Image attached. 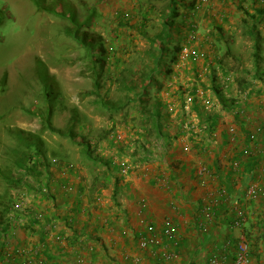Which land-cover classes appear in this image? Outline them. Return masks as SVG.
I'll return each instance as SVG.
<instances>
[{"label": "crops", "instance_id": "obj_1", "mask_svg": "<svg viewBox=\"0 0 264 264\" xmlns=\"http://www.w3.org/2000/svg\"><path fill=\"white\" fill-rule=\"evenodd\" d=\"M166 1L133 0V11L152 15L160 8L155 4ZM177 1L182 17L198 23L200 38H224L210 45L209 56L218 59L223 45L224 55H233L250 76H232L223 94L198 95L197 104V97L179 93L184 102L191 97L182 129L169 139V124L160 119L161 137L140 130L145 134L133 141L132 169L121 174L119 161L113 163L107 183H94L97 175L84 161L76 169L46 158L48 171L37 170L36 188L17 191L5 215L10 225L0 234V264H210L214 255L230 261L242 233L248 264H264V196L247 194L253 184L264 187V0H203L200 8L189 7L199 0ZM231 48L242 49L247 62ZM238 210L244 220L236 226ZM167 223L175 228L169 240ZM150 234L161 243L141 248L140 239ZM164 249L175 256L165 259Z\"/></svg>", "mask_w": 264, "mask_h": 264}, {"label": "rangeland", "instance_id": "obj_2", "mask_svg": "<svg viewBox=\"0 0 264 264\" xmlns=\"http://www.w3.org/2000/svg\"><path fill=\"white\" fill-rule=\"evenodd\" d=\"M164 4L157 2L155 5ZM141 14L133 11V0H0V209L7 201L14 200L17 191L28 185L36 188L39 182L36 173L20 168V163H27L29 157L35 159L42 152L51 159L50 163L55 165L56 159L64 160L71 164L67 165L69 168L76 169L82 167L80 163L84 161L83 165L92 171L91 176L98 175V181L102 180L99 174H111L110 171L115 169L113 163L118 164V161H126L129 171L134 165L133 141L145 134L139 133L145 123L146 116L141 115L144 111L159 103L161 119L169 124L166 133L169 139H173L177 128L182 129L184 125V105H191V100L184 102L183 94L180 97L179 93L197 97L196 103L198 95L213 98L212 93L222 91L223 94L229 89L227 86L231 84L232 76L235 78L237 74L242 79L250 76L249 68L234 63L235 60L230 58L233 55H224L226 49L223 45L216 54L218 59L209 56L207 51L211 46L222 44L224 38L208 35L207 40L199 37L197 41H191L189 31L185 29L187 23L183 27L177 20L174 43L182 48L175 60L166 62L167 72L156 75L160 88L150 90L141 103L144 108L135 110L133 103L136 101L125 102L127 97L134 96L133 86L129 87V84L134 81L138 85L140 73L145 66L152 64V60L143 54L149 44L135 29L143 22ZM150 17L147 15L148 19ZM133 23L132 30L130 25ZM150 27L157 29V25ZM75 32L104 38L105 64L100 72L102 78L98 92L93 85V70L89 67L87 51L72 38L71 34ZM231 49L234 56L247 62L242 49ZM190 50L198 53L197 61L186 56ZM190 63L194 67L187 66ZM193 84L200 85L193 88ZM80 94H85L84 98L79 99ZM99 95L115 101L118 107L106 111L91 104ZM75 105L78 106L79 115L75 114L80 122L73 125V129L81 132L77 128L82 120L85 124L83 135L91 143L99 138L100 142L93 148L94 156L98 158L96 162L92 163L81 155L79 146L68 141L63 134L43 129V122L49 121L67 133ZM111 157L115 162L110 163ZM106 161L110 163L108 169ZM40 168L44 176L48 167ZM9 174L25 176L26 181L11 185L5 178Z\"/></svg>", "mask_w": 264, "mask_h": 264}, {"label": "trees", "instance_id": "obj_3", "mask_svg": "<svg viewBox=\"0 0 264 264\" xmlns=\"http://www.w3.org/2000/svg\"><path fill=\"white\" fill-rule=\"evenodd\" d=\"M181 4L182 2H178L177 0H167L165 4L160 6V8L156 12H152V15H149L147 13L143 14V22L141 21L138 27H135V29L139 31V34L143 36L149 44V48H147L146 51H143V54L147 57L148 60H152V64L145 66V70L140 73V80L138 82V85H135L134 81L129 84V87L133 86L134 96L127 97L125 102L130 103L132 100L136 101L138 104L133 103V108L135 110L138 109L139 111H141V109L144 108V106L141 105V103L144 102L143 98L148 95L150 90H153L152 88H156L157 86L159 87V78L156 77V75L160 76L163 75L164 71L167 72L165 70L166 62H169L173 59L175 60L176 54L179 52L180 48H182L180 47L181 45L174 43V33L176 31L177 26L176 21L179 20L183 27L185 21L187 23V27L185 29L188 31L191 30V22L188 23L189 21H187L185 17H182V12L179 10V6ZM189 7L195 8V4L191 3ZM147 15L151 16L150 19L147 18ZM148 20H150L149 24ZM154 25H157V29H154V27H150ZM130 26L133 30L135 24ZM71 35L72 38L76 39L80 46L85 47L87 51L86 55L88 57L89 67H91V69L93 70V85L95 87L96 92H98V90L101 88L100 81L102 77L100 72L105 64V57L103 55L106 51V48L103 45L104 38L102 37V35L96 36L95 34H88L87 32H83L82 34H77L75 32ZM170 49L171 56L168 55V51ZM85 94L87 95L88 93ZM85 94H80L79 99L84 98ZM220 96L219 100L223 102L224 106H226L227 100L224 101V99ZM125 102H123L122 104H125ZM90 103L94 104L96 107L100 106V108L102 107L106 109V111H110L118 107L115 101L105 98L103 99L100 95L99 98L93 99ZM77 108L78 106L75 105L71 111L70 125H68L69 129L67 133H63L60 128L52 126L49 121L43 122V129L50 130L51 132L60 135L63 134L62 136L68 138V141L79 146V152L81 155H83L87 160H90L93 163L94 161L96 162L98 160V158L94 156L93 148H95V146L100 141L98 140L99 138H97L93 140V143H91L89 138L83 135V126L85 124L82 120V123H80L77 128L78 130H81V132H77L73 129V125L80 122V118L77 117L75 114L77 113L79 115V110ZM154 108L144 111V114H141L142 116L147 117H145L143 130L145 133L148 131L149 134H151L152 132H156V136L161 137L162 134L159 126L161 113L159 109V103H157ZM107 134H109L108 131ZM28 160L29 161L27 163L26 161L24 163H20V166H22L20 168H24L26 171L28 169L29 171L35 174L41 166L48 167L46 155L42 152L40 156L34 159V161L33 157H29ZM56 162L59 163L57 159ZM105 163L107 164L108 169L110 163L109 161H106ZM102 174V180L99 181H104V183H107L111 178V174L105 172H102ZM97 176H95L93 180L94 183H96L95 181H98ZM5 178L9 180L11 185H13V183L17 185L18 183L23 182L24 180V177L21 175L15 177L9 174L5 176ZM115 178L116 180L118 179L117 176ZM12 201H7L6 206H3L4 208L0 209V234L9 228V217L6 218L5 215L7 212L10 211Z\"/></svg>", "mask_w": 264, "mask_h": 264}, {"label": "built area", "instance_id": "obj_4", "mask_svg": "<svg viewBox=\"0 0 264 264\" xmlns=\"http://www.w3.org/2000/svg\"><path fill=\"white\" fill-rule=\"evenodd\" d=\"M199 2L201 5L203 0H199L195 4L196 8H199V5H198ZM190 25H191V30H189V34H188L189 37L188 38L191 41H195V40L197 41L199 38L198 27H197L196 23H194V22H191ZM184 50H187V49L184 47ZM186 56H190L193 61H197V59H198V53L196 51L194 52V51L190 50V52L187 53ZM262 82L264 83V77H263ZM251 89H252L251 87L244 89L242 91V96L246 97ZM187 100H191V98L189 97ZM203 104L210 106L211 105L210 99L205 98L203 100ZM250 138L255 139V134L254 133L251 134ZM54 162H56V160ZM119 164H120L121 174L127 173L129 166L126 164V161H123V160L119 161ZM70 165L71 164H69L68 166H70ZM247 194L250 196H254L256 194L264 196V187H261L259 184H253L250 187H248ZM19 206H20L19 204H15L14 208L17 209V208H19ZM237 215H238V218L234 224L236 226H239L241 224V222L244 220V213L241 210H238ZM163 235L166 237V239H168V240L171 239L175 235V228L171 224L167 223V225L164 228ZM160 243H161V237H158L154 234H150V235L140 239L139 246L141 248H146L149 246H157ZM228 245H229V243L227 242L226 245H224L223 249H227ZM234 245H235L234 246V248H235L234 249V256L230 261H227L225 259H222V258L214 255L210 259V264H248L250 262V245H249V242H248L246 235L243 233L240 234L237 237V240L234 242ZM163 256L165 259L170 260L172 257L175 256V253L173 251L168 250V249H164Z\"/></svg>", "mask_w": 264, "mask_h": 264}]
</instances>
